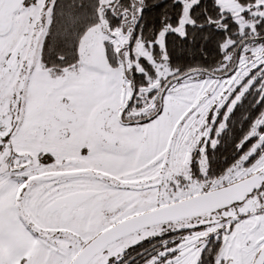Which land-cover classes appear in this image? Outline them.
Wrapping results in <instances>:
<instances>
[{"label":"snow or ice","instance_id":"6c2138e0","mask_svg":"<svg viewBox=\"0 0 264 264\" xmlns=\"http://www.w3.org/2000/svg\"><path fill=\"white\" fill-rule=\"evenodd\" d=\"M0 264H264V0H0Z\"/></svg>","mask_w":264,"mask_h":264}]
</instances>
